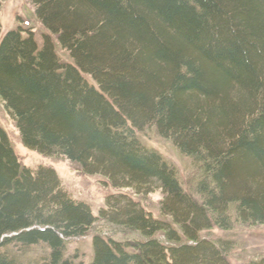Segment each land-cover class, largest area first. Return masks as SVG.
Instances as JSON below:
<instances>
[{
  "label": "trees",
  "instance_id": "16d2710c",
  "mask_svg": "<svg viewBox=\"0 0 264 264\" xmlns=\"http://www.w3.org/2000/svg\"><path fill=\"white\" fill-rule=\"evenodd\" d=\"M24 1L75 63L31 30L1 41L0 101L24 143L136 196L158 192L171 222L126 195L95 218L52 168L22 167L0 130V264H71L68 241L98 221L92 264H228L227 243L200 234L264 225V0ZM150 128L201 163L197 198L146 145ZM119 227L135 237L116 240Z\"/></svg>",
  "mask_w": 264,
  "mask_h": 264
},
{
  "label": "rangeland",
  "instance_id": "374dc122",
  "mask_svg": "<svg viewBox=\"0 0 264 264\" xmlns=\"http://www.w3.org/2000/svg\"><path fill=\"white\" fill-rule=\"evenodd\" d=\"M32 6L25 3L24 0H1L0 1V43L10 30H31L34 33L35 41L39 49H42L47 41L54 47L57 58L62 62L74 65V59L68 50L61 48V41L57 39L48 29H45ZM59 41V43H58ZM65 48V47H64ZM85 75V74H84ZM90 85L97 86L94 78L85 75ZM0 129L5 133L10 146L12 147L19 163L22 167L35 169L39 166L52 168L58 175L63 187L78 202L87 204L94 217L99 218L102 210L108 208V202L112 197H118L120 194L130 196L148 210L151 215L158 219H164L168 222L170 218L162 216L161 195L153 193L150 195H134L131 189H117L106 179L98 176L87 175L80 171V168L63 158H54L41 154L26 146L21 136L20 130L15 122L4 109L0 101ZM142 137L147 146L152 147L160 153L178 173L180 182L185 191L197 198L195 193L196 185L201 176V163L192 159H187L176 149L173 142L161 138L154 129H145ZM233 227L230 230H219L213 227L208 231H202L201 238L214 242L222 241L227 243L230 251L227 252L228 264H251L264 259V225L250 223L241 224L233 221ZM97 230L90 231L88 236L81 239H74L68 243L67 257L74 264H90L93 257L92 240L96 235H100L101 228L107 227L105 222L98 221L95 225ZM108 231V230H106ZM116 240L126 241L135 236L128 234L129 231L118 228L115 230ZM109 234L110 232H105ZM160 235V234H159ZM107 236V235H104ZM32 255L38 258L40 248L31 249Z\"/></svg>",
  "mask_w": 264,
  "mask_h": 264
}]
</instances>
